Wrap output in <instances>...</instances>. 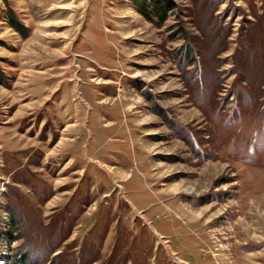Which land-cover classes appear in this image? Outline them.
I'll return each instance as SVG.
<instances>
[{
  "label": "rangeland",
  "instance_id": "374dc122",
  "mask_svg": "<svg viewBox=\"0 0 264 264\" xmlns=\"http://www.w3.org/2000/svg\"><path fill=\"white\" fill-rule=\"evenodd\" d=\"M171 1L0 0V264H264V0Z\"/></svg>",
  "mask_w": 264,
  "mask_h": 264
},
{
  "label": "trees",
  "instance_id": "16d2710c",
  "mask_svg": "<svg viewBox=\"0 0 264 264\" xmlns=\"http://www.w3.org/2000/svg\"><path fill=\"white\" fill-rule=\"evenodd\" d=\"M162 1H163L162 2L163 4L159 2L157 3L156 0H151L150 2L152 3L150 4V6L151 8H153V10L149 14L146 13L143 7V4H145L148 6L147 10H149L150 6L147 0L145 1L142 0L141 2L136 0L135 7L140 13L146 16L155 17L158 20V23L162 24L164 21H166L168 13L173 11L175 8V4L171 0H162ZM6 18H7V22L10 24V27L12 29L22 34L23 36H27V33H28L27 28L24 25H22V23L17 19L15 13L11 9H8ZM0 83H3V76L1 74H0ZM10 217H11L10 225H12L13 229L15 230V228L19 224V220L17 216L13 213L10 214ZM11 234L12 233L9 232V235ZM11 239L14 240L13 236Z\"/></svg>",
  "mask_w": 264,
  "mask_h": 264
}]
</instances>
